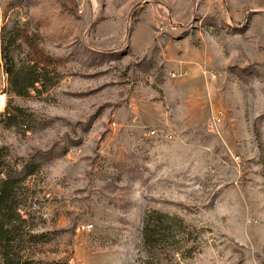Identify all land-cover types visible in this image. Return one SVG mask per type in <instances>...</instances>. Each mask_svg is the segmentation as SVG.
<instances>
[{
    "label": "rangeland",
    "instance_id": "374dc122",
    "mask_svg": "<svg viewBox=\"0 0 264 264\" xmlns=\"http://www.w3.org/2000/svg\"><path fill=\"white\" fill-rule=\"evenodd\" d=\"M2 26L38 82L0 69L41 264H264V0H0Z\"/></svg>",
    "mask_w": 264,
    "mask_h": 264
},
{
    "label": "trees",
    "instance_id": "16d2710c",
    "mask_svg": "<svg viewBox=\"0 0 264 264\" xmlns=\"http://www.w3.org/2000/svg\"><path fill=\"white\" fill-rule=\"evenodd\" d=\"M20 30L16 26L0 28V69L7 76V88L10 95L23 97L28 89L38 83L21 76L16 68L15 55L20 39ZM42 154L28 157L8 158L4 148H0V264H41L36 259V247L46 245L48 233L34 229V220L38 212L30 209V195L27 181L35 175L43 163ZM140 233V245L143 253L159 248V232L149 229L147 218ZM157 247V248H155ZM177 250H174V255ZM158 253V252H156ZM156 254H150L151 263L160 264Z\"/></svg>",
    "mask_w": 264,
    "mask_h": 264
},
{
    "label": "built area",
    "instance_id": "2783aa9c",
    "mask_svg": "<svg viewBox=\"0 0 264 264\" xmlns=\"http://www.w3.org/2000/svg\"><path fill=\"white\" fill-rule=\"evenodd\" d=\"M74 1H78V0H74ZM169 74H171V78H174V74L172 72H170ZM5 104H6V95L4 92L0 91V112H2L4 110ZM218 122H219L218 119L213 120L210 124V127H213ZM153 132H155V131L150 130V131H147L146 133H153ZM163 138L166 139V138H173V137L169 136V135H164ZM91 229H92L91 224H83V225L77 226L76 231L80 232V233H87Z\"/></svg>",
    "mask_w": 264,
    "mask_h": 264
},
{
    "label": "crops",
    "instance_id": "0c3cea01",
    "mask_svg": "<svg viewBox=\"0 0 264 264\" xmlns=\"http://www.w3.org/2000/svg\"><path fill=\"white\" fill-rule=\"evenodd\" d=\"M168 131V130H167Z\"/></svg>",
    "mask_w": 264,
    "mask_h": 264
}]
</instances>
